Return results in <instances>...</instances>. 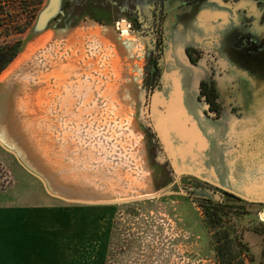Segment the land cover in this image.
I'll list each match as a JSON object with an SVG mask.
<instances>
[{
    "label": "rangeland",
    "instance_id": "obj_1",
    "mask_svg": "<svg viewBox=\"0 0 264 264\" xmlns=\"http://www.w3.org/2000/svg\"><path fill=\"white\" fill-rule=\"evenodd\" d=\"M50 1L0 0V45L23 41L17 58L0 74V117L30 113L42 119L36 122L35 134L42 139L37 149L12 128L27 160L38 167L36 175L47 181L42 187L52 200L78 208L77 218L98 214V231L85 229L81 264H106L112 236L110 264H217L201 199L186 186L191 180L181 178L179 169L150 167L146 156L139 102L147 44L128 26L119 29L117 22L125 17L119 12L150 0H119L116 5L114 0H59L57 15L43 25L40 16ZM41 26L45 28L37 30ZM246 54L252 55L250 44ZM231 59L238 61V56ZM245 106L242 116L228 117L229 133L211 152L213 165L220 173L226 169L224 153L229 152L230 179L224 173L221 184L264 195V162L237 152L257 122L252 123ZM256 126L264 128L263 120ZM44 149L52 153H39ZM1 151L4 191L14 180L11 167L20 164L17 154ZM217 201L245 203L233 208L238 211L229 213L225 224L238 228L249 244L246 262L264 264V203L235 197Z\"/></svg>",
    "mask_w": 264,
    "mask_h": 264
},
{
    "label": "flooded vegetation",
    "instance_id": "obj_2",
    "mask_svg": "<svg viewBox=\"0 0 264 264\" xmlns=\"http://www.w3.org/2000/svg\"><path fill=\"white\" fill-rule=\"evenodd\" d=\"M140 4L119 12L125 17L117 24L119 29L127 24L147 44L139 115L149 166L184 171L180 177L191 180L186 184L191 194L203 200H216L219 192L220 200L235 197L252 205L264 203L249 201L241 196L244 192L237 194L223 186L222 175L227 173L225 179H230L231 154L224 153L226 169L221 173L211 154L213 146H222L220 138L229 133L228 117L242 116L246 105L252 123L257 122L246 144L237 145V152L240 157L245 153L246 159L264 162V128L256 126L264 123V0H150ZM131 11L136 12L131 15ZM248 44L252 55L246 54ZM235 55L238 61L231 59ZM247 56L256 62H247ZM229 61L233 64L226 66ZM178 82L188 114L209 140L198 159L192 152L185 157L188 141L172 118L175 109L170 103ZM182 122L186 123L185 117Z\"/></svg>",
    "mask_w": 264,
    "mask_h": 264
},
{
    "label": "crops",
    "instance_id": "obj_3",
    "mask_svg": "<svg viewBox=\"0 0 264 264\" xmlns=\"http://www.w3.org/2000/svg\"><path fill=\"white\" fill-rule=\"evenodd\" d=\"M40 120L30 113L0 117V123H4L0 124V162L5 161L1 151L4 150L17 154L20 164V167H11L12 185L0 191V264H78L79 261L81 264L85 229L98 231L99 216L88 213L84 219L80 210L82 216L77 218L79 209L52 200V194L45 189L47 181L36 175L38 167L29 163L24 144L14 137L12 128L19 131V139L24 138L27 146L34 145L37 149L42 140L35 134L36 122ZM40 152L46 155L52 149ZM44 160L45 168L49 159Z\"/></svg>",
    "mask_w": 264,
    "mask_h": 264
},
{
    "label": "trees",
    "instance_id": "obj_4",
    "mask_svg": "<svg viewBox=\"0 0 264 264\" xmlns=\"http://www.w3.org/2000/svg\"><path fill=\"white\" fill-rule=\"evenodd\" d=\"M2 26L3 24H0V31ZM22 46V40L0 45V74L17 58ZM200 201L204 208L206 223L212 229L217 264H249L244 255L250 251V246L244 241L242 232L238 228L231 229L225 224L227 215L233 210L238 211V209L233 208H243L245 203L237 202V205H230L216 200L201 199ZM112 240L113 236L110 239L106 264H110V259L114 255Z\"/></svg>",
    "mask_w": 264,
    "mask_h": 264
},
{
    "label": "water",
    "instance_id": "obj_5",
    "mask_svg": "<svg viewBox=\"0 0 264 264\" xmlns=\"http://www.w3.org/2000/svg\"><path fill=\"white\" fill-rule=\"evenodd\" d=\"M59 7V0H51L49 5L43 11L40 16V23L43 25L53 16H56L58 13ZM45 27H38L37 30H42ZM177 88L175 91V98L170 103L175 109V113L173 114L172 118L174 119V124L176 130L179 131L181 137L188 141V145L186 146V155L191 156V152L195 159H198L205 150L209 147V140L205 136L202 129L199 127V124L196 120H193L191 116L187 112V108L185 107L184 100H183V91L181 89V84L178 82L176 84ZM175 105V106H174ZM186 118V123L183 124L182 119ZM194 148V149H193ZM192 149V150H191ZM212 171L216 173L215 167H212ZM249 193H241V195L249 201H256V202H264V196L258 194L259 196H255ZM222 197L221 193H215V199L220 200Z\"/></svg>",
    "mask_w": 264,
    "mask_h": 264
},
{
    "label": "bare ground",
    "instance_id": "obj_6",
    "mask_svg": "<svg viewBox=\"0 0 264 264\" xmlns=\"http://www.w3.org/2000/svg\"><path fill=\"white\" fill-rule=\"evenodd\" d=\"M124 24V26H127V24H125V23H123Z\"/></svg>",
    "mask_w": 264,
    "mask_h": 264
}]
</instances>
